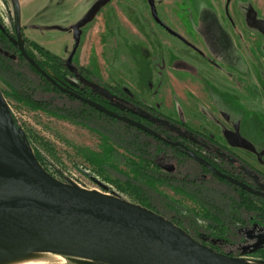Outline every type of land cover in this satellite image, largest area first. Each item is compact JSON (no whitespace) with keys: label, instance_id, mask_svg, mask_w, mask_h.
<instances>
[{"label":"rangeland","instance_id":"obj_1","mask_svg":"<svg viewBox=\"0 0 264 264\" xmlns=\"http://www.w3.org/2000/svg\"><path fill=\"white\" fill-rule=\"evenodd\" d=\"M155 3L159 17L200 51L157 23L148 0H0V33L7 32L20 49L34 55L27 52L36 62L41 56L31 42L67 60L75 44L74 29L82 24L73 65L76 72L82 67L93 73L89 76L81 70L78 78L84 83L108 97L114 92L119 102L130 105L132 102L123 96L126 92L139 101L134 104L136 110L148 115L146 107L151 106L169 118L183 120L225 146L234 154L229 157L236 165L239 157L261 171L257 165L264 156V0H155ZM3 46L7 45L0 44V50L11 54ZM6 63L33 82L34 90L30 93L35 98L50 101L56 107L79 106L47 88L28 67H18L9 59ZM69 78L74 83L79 81L76 76ZM17 79L13 73L0 69V142L9 147L3 122L10 114L22 132V141L54 177L142 205L121 182L128 177L136 178L128 165L131 156L120 147L123 142L118 138L126 129L100 122L96 126L103 127L100 132L32 110L8 95L11 86L19 88L23 83ZM103 131L122 153L111 159V167L105 171L86 157L87 151L103 150ZM145 140L148 151L161 165L160 169L154 165L151 168L178 178L172 183L144 187L155 212L171 220L181 218V227L195 237L209 226L204 217L207 209L215 206L226 214L233 211L232 202L238 194L224 183L225 179L221 182L214 177L217 175L207 167L208 163L202 169L194 159L182 157L177 158L176 165L174 152L167 147L170 144ZM219 161L227 168V160ZM196 176L200 180L193 183L203 191L202 196L194 194L198 199L171 187L189 184L187 180ZM137 179L135 184L143 183L142 177ZM188 184L178 186L195 192ZM228 228L227 239L235 245L227 248H235L241 254L235 257L264 263L262 230L245 225L247 240L242 239V232L232 226ZM69 257L91 263L89 259Z\"/></svg>","mask_w":264,"mask_h":264},{"label":"water","instance_id":"obj_2","mask_svg":"<svg viewBox=\"0 0 264 264\" xmlns=\"http://www.w3.org/2000/svg\"><path fill=\"white\" fill-rule=\"evenodd\" d=\"M148 3L154 20L182 38L159 17L155 0ZM20 19L18 12V31ZM81 25L74 29V48L66 60L74 71H77L73 58L80 45ZM21 52L60 90L101 108L61 85L24 48ZM105 111L133 123L111 110ZM3 124L9 147L0 142V187L5 190L0 192V260L14 254L48 252L114 264H264L219 252L148 207L57 179L22 141V132L10 114ZM207 167L229 183L251 191L248 184L215 166L207 164ZM253 193L264 197V192Z\"/></svg>","mask_w":264,"mask_h":264},{"label":"trees","instance_id":"obj_3","mask_svg":"<svg viewBox=\"0 0 264 264\" xmlns=\"http://www.w3.org/2000/svg\"><path fill=\"white\" fill-rule=\"evenodd\" d=\"M180 39H182L189 46L200 51L183 37ZM0 44H6L7 46H3V48H6L8 52L16 56V58H14L11 54H7L0 50V69L7 73H13L14 77L18 78L17 80L23 82V85L21 84L19 88L11 86V92H8V95L13 97L17 102L29 106L32 110H40L57 118L71 120L75 123L100 132V129H103V127L100 126V128H96V126H99L100 122L110 123V125L112 124L114 126H119V128L121 127L120 129H126L124 134L118 136V138L121 142H123H120L122 145L120 147L124 148L131 156L128 165L136 173V178L134 179L128 177L126 180L121 182L126 189L133 192L141 200V204L143 206L154 210L153 205L149 201L150 198L146 196L147 191L144 187L150 188L151 184L157 183L168 184L178 179L175 175L162 174L151 168L153 165L155 168L160 169L161 167L157 157L154 158L148 151L149 144L145 139H152L162 145L167 143L168 145L170 144L167 147L171 148L174 152V154H172L174 157H172L176 160V165L179 164V160H177V158L182 157L194 159L202 169H204L205 163H213L225 173L248 184L251 188V191H247L214 175L217 180H220L221 182L224 181L225 184L234 189V191L238 194V198L232 202L233 211H230L227 214L223 213L220 208L215 206H213V208L211 207L212 209H207L204 213V217L209 221V226L206 232H202L200 235L199 233L195 235L198 240L208 246H211L219 252L231 256H238L241 254L236 253L237 250L235 251V248H227L235 245L227 239L229 226L234 227V229L240 233L242 232V239L247 240L248 238L244 234L245 228L243 229L245 225L246 227H252L255 231L262 230L264 232V197H260L253 193V191L264 192V173L255 169L248 162L239 157V165H236L235 160L229 157L230 155L234 156V154L227 151L225 146L223 147V145L213 137L203 135L183 120H174L169 118L151 106L146 107L149 109V115L145 112L136 110V106L134 104H138L139 101L126 94V92H124L123 96H125L129 102H132V105L119 102L120 98L118 96H113L115 95L114 92H111L112 98L95 91L92 86L84 83L81 78H78L81 70L88 73L89 76L93 74L89 68L81 67L78 72L71 71L66 64L65 59L51 52L44 46H41L37 42H31L30 44L34 45L41 56V59L37 61L40 67L53 76L61 85L93 100L102 109L75 98L71 94L60 90L58 87L49 82L47 78H45L33 66V64L23 56L18 43H15L12 39H10L9 35L5 31H1L0 33ZM28 54L32 57L34 56L29 52ZM8 59L17 63L18 67H28L38 75L41 80L40 82L47 86V88L56 92L58 95H62L64 98L77 102L79 106L56 107L53 106L50 101L35 98L34 94L30 93L34 90L33 82H29L26 76L19 70L8 66L6 63V60ZM69 75L74 77L76 76L79 79L78 83L72 82ZM85 78L88 80L87 77ZM102 86L105 87L104 85ZM105 110H111L114 114L127 117L133 120V123L131 124L117 119L114 116H110ZM152 132H155L156 135ZM106 133V131H103L101 134L103 140V150L101 152L87 151L86 153L87 160L94 166L100 168L102 171L108 170V168L111 167V159L115 155H122L117 148L118 146L113 143L111 137ZM172 141L176 142L174 143ZM222 151L227 152L229 155L223 154ZM219 160L222 162L227 160V168L223 167ZM138 177L143 178L142 184L134 183L135 180H138ZM193 179L187 180L189 184L181 183L178 185L188 184L191 186L190 188L192 190L196 189L195 192L186 191L185 188L182 189L178 185H170L176 192L183 193L191 199H198L196 197L202 196L203 191L201 186H196L193 182H196L197 180L199 181L200 178L196 176ZM205 182L206 181H204V183ZM201 183H203V181ZM194 194H197V196ZM243 216H246V219H244ZM172 220L179 226H181L183 221L181 218L178 220ZM238 223H240V226L234 225ZM194 224L197 223L194 222ZM215 239H217L218 242H216ZM262 250L264 254V248Z\"/></svg>","mask_w":264,"mask_h":264},{"label":"bare ground","instance_id":"obj_4","mask_svg":"<svg viewBox=\"0 0 264 264\" xmlns=\"http://www.w3.org/2000/svg\"><path fill=\"white\" fill-rule=\"evenodd\" d=\"M3 191L5 190L0 187V192ZM85 262L67 255L48 252L20 253L0 260V264H114L96 260H91V263Z\"/></svg>","mask_w":264,"mask_h":264},{"label":"crops","instance_id":"obj_5","mask_svg":"<svg viewBox=\"0 0 264 264\" xmlns=\"http://www.w3.org/2000/svg\"><path fill=\"white\" fill-rule=\"evenodd\" d=\"M92 2H94V0H92ZM198 130H200V129H198ZM246 158L248 159V157H246ZM260 162H261V164H258L257 167H259V169L264 172V156L262 157V160Z\"/></svg>","mask_w":264,"mask_h":264},{"label":"flooded vegetation","instance_id":"obj_6","mask_svg":"<svg viewBox=\"0 0 264 264\" xmlns=\"http://www.w3.org/2000/svg\"><path fill=\"white\" fill-rule=\"evenodd\" d=\"M67 64V63H66ZM68 66V65H67ZM68 68L71 70V71H74V70H72L69 66H68ZM74 72H76V71H74ZM42 74V73H41ZM43 75V74H42ZM44 76V75H43ZM45 77V76H44ZM251 241H256V239L255 238H251Z\"/></svg>","mask_w":264,"mask_h":264}]
</instances>
